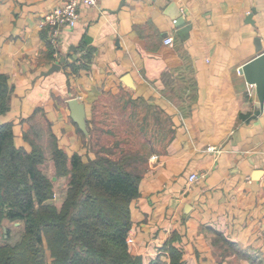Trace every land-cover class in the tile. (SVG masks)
I'll return each mask as SVG.
<instances>
[{
	"label": "crops",
	"instance_id": "0c3cea01",
	"mask_svg": "<svg viewBox=\"0 0 264 264\" xmlns=\"http://www.w3.org/2000/svg\"><path fill=\"white\" fill-rule=\"evenodd\" d=\"M64 2L0 0V72L14 87L0 122L14 123L16 144L30 149L25 133L41 142L42 130L88 160L104 95L156 103L173 136L150 157L131 202L130 250L170 263L164 246L173 243L184 264H264V108L239 70L259 53L257 37L264 46V0H99L81 7L55 46L42 20ZM179 16L192 24L185 40ZM62 58L64 68L42 75ZM71 97L86 104L88 134L71 116ZM193 172L204 174L190 183ZM217 231L237 252L220 259Z\"/></svg>",
	"mask_w": 264,
	"mask_h": 264
},
{
	"label": "trees",
	"instance_id": "16d2710c",
	"mask_svg": "<svg viewBox=\"0 0 264 264\" xmlns=\"http://www.w3.org/2000/svg\"><path fill=\"white\" fill-rule=\"evenodd\" d=\"M83 56L87 65L90 52ZM13 89L0 72V114L9 110ZM171 130L173 136V124ZM29 132L25 137L30 149L16 144L13 122H0V229L5 221L23 224L15 243L11 228L3 234L0 264H184L183 249L173 243L164 246L170 263H147L130 250L131 202L140 195L147 168L141 163L147 158L128 153L85 160L78 152H65L49 134L56 174L67 177L66 194L58 206L52 201L56 184L43 167L45 150ZM216 233L217 242L233 245Z\"/></svg>",
	"mask_w": 264,
	"mask_h": 264
},
{
	"label": "rangeland",
	"instance_id": "374dc122",
	"mask_svg": "<svg viewBox=\"0 0 264 264\" xmlns=\"http://www.w3.org/2000/svg\"><path fill=\"white\" fill-rule=\"evenodd\" d=\"M168 92H171L168 89ZM177 95L173 98L179 99L182 96L175 89ZM124 94V95H122ZM171 118L160 106L148 102L132 100L125 93L116 95H104L97 103L93 113L91 132L88 135L89 148L92 155H106L113 158H120L126 154L140 155L147 158V162H142L148 167L150 157L166 149L172 138ZM39 122L38 125L39 126ZM32 137H36L34 133ZM39 145L45 150L46 161L43 164L49 177L55 182V195L52 201L61 206L66 194L67 177L58 176L51 159L52 145L49 138L42 136L39 130ZM147 169V168H146ZM56 177V178H54ZM11 228L13 236L12 243H15L23 232L22 223L5 221L0 229V242H3V234ZM223 248H220V259L227 256L226 251L237 252L233 246H228L224 241H220ZM226 250V251H224ZM49 259V253H47ZM244 258L239 254L235 255L233 261ZM243 261V260H242ZM238 264V262H236Z\"/></svg>",
	"mask_w": 264,
	"mask_h": 264
},
{
	"label": "water",
	"instance_id": "95a60500",
	"mask_svg": "<svg viewBox=\"0 0 264 264\" xmlns=\"http://www.w3.org/2000/svg\"><path fill=\"white\" fill-rule=\"evenodd\" d=\"M125 0H123L124 2ZM177 34L182 40L189 37L190 30L192 28L191 23H187L186 20L179 16L176 18ZM256 47L259 52L255 57L244 63L240 67V72L245 75L248 83L255 86L256 94L259 99V106L264 108V46L260 37L256 38ZM65 58H62L60 62L54 63L47 71H43L42 75L46 76L54 71L60 70L65 67ZM69 106L71 109V116L74 121L79 125L80 129L88 134V115L86 110V104L80 101L77 97H71L69 99ZM56 178V177H54Z\"/></svg>",
	"mask_w": 264,
	"mask_h": 264
},
{
	"label": "built area",
	"instance_id": "2783aa9c",
	"mask_svg": "<svg viewBox=\"0 0 264 264\" xmlns=\"http://www.w3.org/2000/svg\"><path fill=\"white\" fill-rule=\"evenodd\" d=\"M156 1V0H152ZM99 0H65L62 5L54 7L47 11L43 17L44 26L49 29L50 41L57 46L59 43L58 37L64 27H73L76 25L80 17V9L83 5L96 6ZM165 42L172 44L173 37H167ZM204 173L193 172L189 175L190 183L200 179Z\"/></svg>",
	"mask_w": 264,
	"mask_h": 264
}]
</instances>
